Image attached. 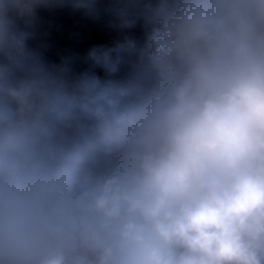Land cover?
Instances as JSON below:
<instances>
[{
    "label": "clouds",
    "instance_id": "9594fccd",
    "mask_svg": "<svg viewBox=\"0 0 264 264\" xmlns=\"http://www.w3.org/2000/svg\"><path fill=\"white\" fill-rule=\"evenodd\" d=\"M0 264H264V0H0Z\"/></svg>",
    "mask_w": 264,
    "mask_h": 264
},
{
    "label": "crops",
    "instance_id": "0c3cea01",
    "mask_svg": "<svg viewBox=\"0 0 264 264\" xmlns=\"http://www.w3.org/2000/svg\"><path fill=\"white\" fill-rule=\"evenodd\" d=\"M123 35L142 38L139 28L121 33L110 27L106 18L93 20L71 10H58L53 13H42L36 36L30 44L40 48L51 62L59 63L65 58L80 57L81 60H77L74 67L82 70L86 67L82 63L83 56L89 48L99 44L101 37L102 44L111 45Z\"/></svg>",
    "mask_w": 264,
    "mask_h": 264
},
{
    "label": "trees",
    "instance_id": "16d2710c",
    "mask_svg": "<svg viewBox=\"0 0 264 264\" xmlns=\"http://www.w3.org/2000/svg\"><path fill=\"white\" fill-rule=\"evenodd\" d=\"M102 43H103V39H102V37H101L99 44H102Z\"/></svg>",
    "mask_w": 264,
    "mask_h": 264
}]
</instances>
